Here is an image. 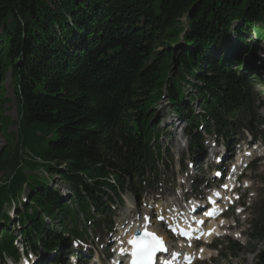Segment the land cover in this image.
<instances>
[{
    "label": "trees",
    "instance_id": "trees-1",
    "mask_svg": "<svg viewBox=\"0 0 264 264\" xmlns=\"http://www.w3.org/2000/svg\"><path fill=\"white\" fill-rule=\"evenodd\" d=\"M184 18L185 45L175 51ZM263 25L264 0H0V111L11 69L19 145L39 161L25 164L59 176L70 193L65 199L46 177L26 174L22 149H0V176L9 171L0 177V257L18 259L17 237L28 251L58 249L65 234L79 236L81 218L104 215L109 193L145 181L160 158L152 145L160 120L152 122L164 98L193 141L202 125L220 132L252 113L250 74L217 51L232 35L239 44L253 32L264 40ZM188 85L200 113L186 99ZM26 187L17 236L6 206ZM258 238L256 264H264V225Z\"/></svg>",
    "mask_w": 264,
    "mask_h": 264
},
{
    "label": "rangeland",
    "instance_id": "rangeland-1",
    "mask_svg": "<svg viewBox=\"0 0 264 264\" xmlns=\"http://www.w3.org/2000/svg\"><path fill=\"white\" fill-rule=\"evenodd\" d=\"M188 18L183 19L182 23V32L180 33L179 42L177 45L173 46V50L177 51L178 49L182 48L185 44L184 37L186 35V32L188 31ZM235 24L232 25L231 32L235 29ZM264 27V25H263ZM252 38H249L244 42L243 44H239L236 42L234 35H232L229 40H227L226 46L222 49H218V54L222 57V60L225 62H233L237 61L238 66L240 67V72L248 71V73L254 72L257 75V78L259 81L264 80V40L258 39L257 32H253ZM252 55V57H251ZM251 57V61L248 59ZM247 61H250V63H247ZM176 63L178 61H174L172 63V72H170V77L173 76V71L176 70ZM256 70V72L254 71ZM211 73H208V76H211ZM193 84H195V81H192ZM1 87L5 89V101L3 105L1 106L0 114L5 119L6 122V128L3 132L0 133V149L4 150L5 148L11 149L14 151V155H16L17 151L20 150V155L22 156V162L23 163V169L26 174H29L31 172V175L35 176H43L46 177L48 180L49 187L53 190L60 192V194L63 196V198H67L70 193H68V189L61 183L59 180V176L53 175L49 176L44 173V168H30L28 165L25 164V161H36L39 162L37 158L30 155L29 151H24L23 148H20L19 145V139H20V127H19V118H20V108H19V101L16 98V85L13 80V75L11 69H9L6 74L3 77ZM264 87V86H263ZM184 94L186 95L187 101H189V98L187 96L192 92V89H190V86H186L183 89ZM253 93L255 94V100L258 101V103L264 102V88L261 89H254ZM190 107L193 108V110L197 113H200L201 110L198 107L197 103L189 101ZM261 118H264V110L259 113ZM154 121L152 123H155V121L161 120V124L159 125V129H162L163 124L173 122L174 126L171 129H164L161 133V137L158 141V143L153 142L152 145L155 146H162V151L165 152L164 154V160L168 162V165L170 166V170L166 171L161 168V174L163 176L162 183L159 185V188L156 187L150 191L147 190V193L142 197L141 201H137L134 198L131 197V195H127L124 197L126 207L121 208L117 206L115 211V218L114 221H119L118 227H122L126 223L127 217L132 215V212L135 211V209L138 207V205H144L148 206H155L153 203V199H156L154 194L156 193H162L165 196H167L169 193L170 195L173 194V186L179 187V185L184 182L181 180V178L186 179V176H184V173L187 171V163L190 159V151L188 149V143L186 138L184 137L183 131L185 129V122H175V115L173 114L171 108L168 105L167 99H163L159 104L158 107L154 110ZM264 120V119H263ZM253 127L255 128V131L257 134L261 132V130L258 129V125L256 123L253 124ZM240 125L237 122L234 128L230 130V134L232 139H235L236 141L242 139L243 137V131L240 129ZM168 130V131H167ZM240 131V132H239ZM169 133V134H168ZM168 134V135H167ZM172 134V137L169 136ZM206 142L205 145L207 146L210 141L214 140V137H211L209 139L208 136H205ZM262 142H264V138H262ZM264 144V143H263ZM264 148V147H263ZM167 150V151H166ZM207 153V152H206ZM168 155V156H167ZM183 157V161L181 162V165H179L181 158ZM9 173V171H6L5 173H2L0 177L5 178L6 174ZM193 171H190V174L188 176L190 177L192 175ZM212 175V173H211ZM250 175L253 180V188L251 189L252 194H255V188L258 192V195L260 194L259 189L257 187H260L264 184V163H260L258 165H255V167L252 168L250 171ZM51 177V179H50ZM197 179H201V174L197 177ZM211 179L208 178V180ZM50 180V181H49ZM165 183H171L165 185ZM189 183H192V180H189ZM205 186V185H204ZM30 195V189L24 188L22 193L20 194V197L18 200H14L11 202L10 206H6V212L8 213L10 217V221L8 223L11 225L10 232L14 235H17V230H19V225L17 224V210H20L23 212V205L24 203H29L28 196ZM158 207V205L156 206ZM16 208V209H15ZM15 212L13 213V211ZM13 213V214H12ZM264 214V204L259 203L257 206H255V215L257 218L260 219V217H263ZM247 217V216H246ZM239 218V217H238ZM242 224L239 223L237 220V216L235 212H232L230 216L227 218V225H237L238 227H233V231H229L231 238H226L223 240V242H219V244L222 245V247H219V249L213 251H208L209 254H207L205 257L209 259L210 256L216 257V259L211 260L207 263H197V264H256L257 257L259 254V250H262L263 244L262 242L257 238H252L251 231L244 232V230L247 229V226H249V220L245 219V216H241ZM124 219V221H123ZM246 223V225H245ZM55 226V225H54ZM56 228V227H55ZM88 230V237H86L85 241L86 243H91L94 245L95 249L99 251H103L105 246V238L107 237V234L103 231H96V229L89 228ZM253 233H257L253 229ZM18 236V235H17ZM20 240V239H19ZM103 243V246L101 245ZM234 244L239 245L240 250H237L236 252L233 249ZM12 260L5 259V256L0 257V264H12ZM43 264H45L43 262ZM46 264H48L46 262Z\"/></svg>",
    "mask_w": 264,
    "mask_h": 264
},
{
    "label": "snow or ice",
    "instance_id": "snow-or-ice-1",
    "mask_svg": "<svg viewBox=\"0 0 264 264\" xmlns=\"http://www.w3.org/2000/svg\"><path fill=\"white\" fill-rule=\"evenodd\" d=\"M217 175L219 176L220 173L217 172ZM224 187H227V185H224ZM215 195L219 196L220 193L217 192ZM211 202L215 203L214 201ZM217 211L218 210L214 208L211 211H207L205 214L211 217L214 216ZM160 218L162 219V217ZM145 219H148V217H145ZM198 223H203V221H198ZM182 235L188 236L189 234L187 232H183ZM128 243L132 245L131 264H153L157 253L167 251L163 239L157 236L154 232H149L147 230L143 232V235L133 236ZM121 254H124L123 249H121ZM177 255V253H171L172 259L174 260ZM164 264H172V262L164 261Z\"/></svg>",
    "mask_w": 264,
    "mask_h": 264
},
{
    "label": "bare ground",
    "instance_id": "bare-ground-1",
    "mask_svg": "<svg viewBox=\"0 0 264 264\" xmlns=\"http://www.w3.org/2000/svg\"><path fill=\"white\" fill-rule=\"evenodd\" d=\"M248 59L250 60L251 58L249 57ZM247 63H250V61H247ZM216 231H218V229H217V228H213V229L211 230V233H214V232H216ZM132 238H133V232H131V235H130L129 239H132Z\"/></svg>",
    "mask_w": 264,
    "mask_h": 264
}]
</instances>
